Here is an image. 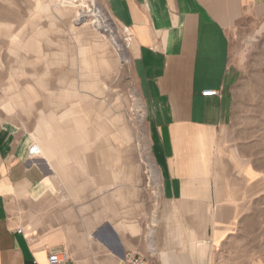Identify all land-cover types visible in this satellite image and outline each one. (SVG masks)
I'll return each mask as SVG.
<instances>
[{
    "label": "crops",
    "instance_id": "1",
    "mask_svg": "<svg viewBox=\"0 0 264 264\" xmlns=\"http://www.w3.org/2000/svg\"><path fill=\"white\" fill-rule=\"evenodd\" d=\"M104 3L113 16L109 15L133 36L132 58L142 77L147 135L161 177V202H181L186 209L174 213L164 207L161 218H153L158 220L153 246L148 213L145 217L140 214L135 199L132 207L118 206L113 213L104 205L101 176L57 178H61L60 172L68 177L65 150L91 142L89 124L84 142L53 144L62 169L43 150L35 130L32 137L42 154L36 158L28 157L32 139L28 133L0 131V264H51L49 256L54 251L67 253L68 259L61 264H125L129 251H139L156 264H210L206 237L210 231L204 229L203 221L214 222V246L235 231L231 226L235 221L221 228L218 218L208 215L211 205L220 202L212 191L219 187L211 179L214 154L232 121L230 89L239 74L228 28L252 5L263 12L264 0ZM208 89L219 94L203 95ZM68 109L49 114L58 118ZM71 118L75 125L73 116H68L61 121L63 128L74 127L66 126ZM97 151L103 177L114 181L117 176L111 173L109 177L104 169L106 150ZM245 172L253 176L250 167ZM66 187L76 191L68 193ZM78 188L89 191L78 193ZM27 198L36 202V218L30 223L17 213ZM198 206L201 210H196Z\"/></svg>",
    "mask_w": 264,
    "mask_h": 264
},
{
    "label": "rangeland",
    "instance_id": "2",
    "mask_svg": "<svg viewBox=\"0 0 264 264\" xmlns=\"http://www.w3.org/2000/svg\"><path fill=\"white\" fill-rule=\"evenodd\" d=\"M96 1L118 30L128 59L84 15L94 12L90 0H41L45 9L38 8L36 0H0V131L28 133L32 138L28 157L36 158L42 155L36 139L55 153V138L70 145L84 142L89 124L91 142L64 152L67 178L101 176L104 205L115 213L118 206L132 207L135 199L140 214L148 213L151 230L158 221L153 219L155 212L160 219L164 207L176 213L186 205L176 201L163 205L160 174L155 171L150 177L146 172L145 151L155 162L147 135L142 77L132 58L133 36L112 17L104 0ZM250 7L228 28L239 74L230 89L232 121L214 154L211 179L219 187L212 191L220 202L207 210L221 228L235 221L231 224L235 231L214 246V222L203 221L210 231L206 235L210 264H264V11ZM137 97L145 106L143 121L137 114ZM66 109L58 118L49 114ZM68 116H73L75 125L71 118L66 126L74 127L65 129L61 121ZM100 149L107 152L104 169L109 177L117 176L114 181L103 177L96 155ZM248 167L253 176L246 174ZM78 189L79 193L89 188ZM59 190L63 195L64 190ZM17 211L21 220L34 222L35 199L27 198Z\"/></svg>",
    "mask_w": 264,
    "mask_h": 264
},
{
    "label": "bare ground",
    "instance_id": "3",
    "mask_svg": "<svg viewBox=\"0 0 264 264\" xmlns=\"http://www.w3.org/2000/svg\"><path fill=\"white\" fill-rule=\"evenodd\" d=\"M90 1H91V4L93 5L92 11H94V12L93 13H88V12L85 11L84 15L87 18H90L91 17V19L93 20L92 22L97 27V29H101L102 31L106 32L109 35V38L114 43V45L117 47V49L120 50V52L123 55V57L125 59H128V54H127L126 46H125L124 42L119 38L118 30L116 29V27L114 26V24L109 22V19H110L109 16L107 14H105L104 13V10L99 7V5H98V3H97L96 0H90ZM36 4H37V7L40 8V9L46 7L44 5V3L41 2V0H36ZM52 8L54 9V7H52L50 5L49 6V9L51 10ZM46 9H48V8H46ZM82 13H80V14H82ZM137 98H138L137 100H138V112H139L137 114H138V116L141 117V119H139V120L143 121V120L146 119V111L143 110L145 108V106H144V103L141 102L142 99L140 97H137ZM141 110L143 112H140ZM54 141L60 142V143L62 142V140H61V138L59 136L57 138H55ZM39 142L41 143V145L43 147V150L48 154V156H49L50 160L53 162V164H54V162H56L55 165H58V167L60 169H62L61 162H60L59 158H57L56 153H54L49 147H47L41 141H39ZM50 142H51V140H50ZM145 154H146V157L147 158L149 157V160L152 161V159L150 158L151 155H150L149 151H145ZM144 157H145V155H144ZM60 174H61V178L63 180H68V178L66 177V175L63 172H60ZM66 190H67L68 193H74L76 191L74 188H69V187H66ZM154 217H157L156 212L154 213ZM153 226H154V228H152L150 230V232H149V238H150L151 244L154 246V234H155V232H153V229H156V225L153 224ZM180 238H182V237H179V239Z\"/></svg>",
    "mask_w": 264,
    "mask_h": 264
},
{
    "label": "built area",
    "instance_id": "4",
    "mask_svg": "<svg viewBox=\"0 0 264 264\" xmlns=\"http://www.w3.org/2000/svg\"><path fill=\"white\" fill-rule=\"evenodd\" d=\"M219 92L216 89H208L203 91V95L205 96H215L218 95ZM143 162L146 163V172L150 173V177H154L153 172H157L156 165L151 163L152 161L149 160V157H146V160ZM19 232H22V227L18 229ZM68 259V255L66 252L63 251H54L50 253L49 262L51 264H61L64 263ZM123 262L125 264H156L152 262L147 256L140 253L139 251H129L125 253Z\"/></svg>",
    "mask_w": 264,
    "mask_h": 264
}]
</instances>
